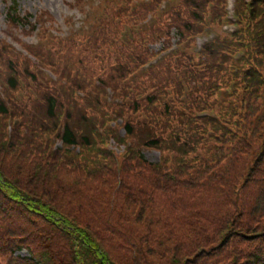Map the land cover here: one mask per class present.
<instances>
[{"label": "trees", "instance_id": "1", "mask_svg": "<svg viewBox=\"0 0 264 264\" xmlns=\"http://www.w3.org/2000/svg\"><path fill=\"white\" fill-rule=\"evenodd\" d=\"M160 1L82 38L43 27L39 65L0 53V115L21 119L10 136L0 124V264H264V0H239L242 29L190 57L225 0H184L144 26Z\"/></svg>", "mask_w": 264, "mask_h": 264}, {"label": "rangeland", "instance_id": "2", "mask_svg": "<svg viewBox=\"0 0 264 264\" xmlns=\"http://www.w3.org/2000/svg\"><path fill=\"white\" fill-rule=\"evenodd\" d=\"M124 1L126 0H119L114 4H108L107 6H105V9L102 12V0H0V53L6 55V52H8L11 57L14 58H19L21 57L19 56V54H22L24 55L22 57V61L31 58L25 54L24 50L28 49L32 42H37V38H40L35 35V33L39 32L38 29L40 28V26H48L50 25L51 21L55 25L56 29L61 32L69 31V28L66 27V23L71 22L67 26L76 27L75 32L79 31L76 37L82 38V36L86 32L85 30H81L82 32H84L82 34V32L79 30V26H82V23L84 21V19L82 18L83 13H85L87 20H92L86 23V26H88L90 23L94 21L96 22L99 17L116 9V6ZM14 2L18 5L17 9L20 12V16H16L13 18H15L16 21L20 22L19 25L17 23H14L10 18L7 17L9 7H11ZM136 2L139 1L136 0ZM171 3L176 6L179 3V0H172ZM232 3L233 0H230V9H232ZM232 15H234L233 11L230 13V17ZM26 18H29L30 20ZM102 18H100V20ZM166 18L167 16L160 19L165 21ZM206 21L209 24H212V29H214L215 27H219L218 24L212 20V16L210 18L208 17ZM83 28L86 29L87 27ZM231 29H234V27H231ZM43 36L44 35H42L41 37ZM168 40L171 41V45L178 41V39L174 36H171L167 39V41ZM165 44L166 42L164 41L156 43L154 44V46H152V49L161 50L164 48ZM44 51L45 50H42L41 54H43ZM46 70H49V68H46ZM45 75H47V73H45ZM41 76L43 77V75ZM22 90L23 95L22 91H20L19 93H14L12 96L14 98H22L24 95H26L27 89L22 88ZM1 92H3V90H1ZM9 120L8 117L6 118L0 115V124L2 126H5L6 128L8 127V136H10L11 134V128L15 126L14 123L12 125L10 122H8ZM118 149L123 150V146H115L112 150L115 152ZM145 155L150 161L153 162H158L160 159L159 153L154 151H149L145 153ZM19 255L23 257L28 256L27 251H23L19 253Z\"/></svg>", "mask_w": 264, "mask_h": 264}]
</instances>
